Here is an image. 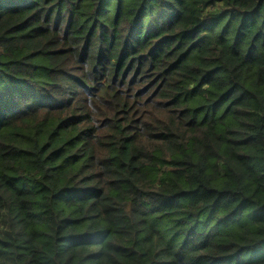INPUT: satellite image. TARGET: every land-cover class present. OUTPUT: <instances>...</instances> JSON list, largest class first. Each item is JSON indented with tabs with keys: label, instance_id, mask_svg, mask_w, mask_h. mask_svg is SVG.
<instances>
[{
	"label": "trees",
	"instance_id": "1",
	"mask_svg": "<svg viewBox=\"0 0 264 264\" xmlns=\"http://www.w3.org/2000/svg\"><path fill=\"white\" fill-rule=\"evenodd\" d=\"M0 264H264V0H0Z\"/></svg>",
	"mask_w": 264,
	"mask_h": 264
}]
</instances>
